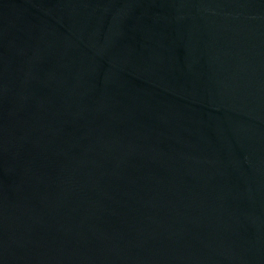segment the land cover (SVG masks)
<instances>
[{
    "label": "water",
    "instance_id": "obj_1",
    "mask_svg": "<svg viewBox=\"0 0 264 264\" xmlns=\"http://www.w3.org/2000/svg\"><path fill=\"white\" fill-rule=\"evenodd\" d=\"M0 264H264V0H0Z\"/></svg>",
    "mask_w": 264,
    "mask_h": 264
}]
</instances>
